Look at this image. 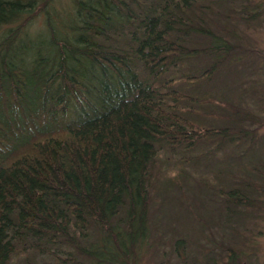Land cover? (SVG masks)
Wrapping results in <instances>:
<instances>
[{
  "label": "trees",
  "instance_id": "16d2710c",
  "mask_svg": "<svg viewBox=\"0 0 264 264\" xmlns=\"http://www.w3.org/2000/svg\"><path fill=\"white\" fill-rule=\"evenodd\" d=\"M207 1L71 0L58 19L54 0H0V264H131L170 171L157 161L242 146L247 116L206 122L198 97L227 58ZM237 169L201 184L234 223L263 192L259 167Z\"/></svg>",
  "mask_w": 264,
  "mask_h": 264
},
{
  "label": "rangeland",
  "instance_id": "374dc122",
  "mask_svg": "<svg viewBox=\"0 0 264 264\" xmlns=\"http://www.w3.org/2000/svg\"><path fill=\"white\" fill-rule=\"evenodd\" d=\"M211 1L206 5L210 6L209 15L215 22L214 31L223 37L227 58L213 79L201 85L198 97L207 94L214 101L203 107L202 113L207 116L206 122L213 115L247 116L246 135L241 139V147L228 146L216 156L209 154L213 146L207 142L202 148L205 157L202 155L198 161L187 162L189 156H182L179 151L167 152L157 161L159 166L168 165L167 173H171L161 175L152 187L147 235L135 249L131 264H214L226 251L234 257L229 264H264V0ZM54 5L57 18L62 19L71 0H54ZM42 14H34L32 31L44 28ZM183 71L186 70L180 74ZM195 91L187 88L183 94ZM182 106L202 108L197 103L186 102ZM227 106L240 112L227 113ZM74 119L72 113L65 112L58 115L57 122L67 124ZM248 142L252 147L245 151ZM248 166L261 169L260 175L258 170L250 179L263 192L250 196L258 202L256 207L240 209L244 216L235 218V223L227 222L223 208L201 184L214 178L218 183H227L239 175L238 167ZM227 171L233 178L226 176ZM23 262L18 260L15 264Z\"/></svg>",
  "mask_w": 264,
  "mask_h": 264
}]
</instances>
